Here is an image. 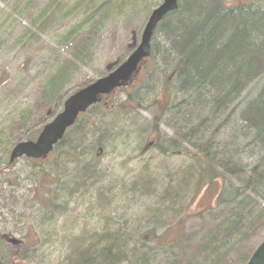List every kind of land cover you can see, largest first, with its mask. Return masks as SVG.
Segmentation results:
<instances>
[{"label": "rangeland", "instance_id": "rangeland-1", "mask_svg": "<svg viewBox=\"0 0 264 264\" xmlns=\"http://www.w3.org/2000/svg\"><path fill=\"white\" fill-rule=\"evenodd\" d=\"M242 1L224 0L229 7ZM162 2L0 0V238L6 234L7 241L14 237L27 243L4 242L8 257L11 246H20L14 249L17 252L28 248L24 260L20 257L9 264H67L76 249L85 248L78 240L84 231L91 235L124 227L127 235L132 234L131 242L140 235L150 242L151 229L156 226L157 234L176 223L196 229L202 223L199 213L215 202L218 187L198 195L197 172L187 188L174 194V200L181 198L178 205L162 202L163 192L180 180L186 181L188 170L195 171V165L185 151L175 154L174 148L161 142L173 137L172 129L163 123L167 118L160 120L157 130L153 127L154 118L161 114L160 90H164L169 74L158 64V56L151 57L150 65H145L129 85L80 117L83 138L75 150L71 143L63 145L66 159L57 163L58 156L52 153L43 161L20 158L8 168L4 165L18 140L26 141L30 133L50 121V117L40 115L49 105L45 99L47 80L77 42L91 31L90 35H95L85 63L77 66L64 88L69 94L104 76L111 64L124 61L131 52L127 48L139 44L149 16ZM73 26H77L74 38L67 42L64 35ZM152 41L164 44L160 32L154 33ZM179 97L173 94L171 102L176 103ZM93 132L102 141L87 150L86 142ZM40 171L45 174L43 179ZM80 173L85 174L84 184L75 193L66 192ZM143 181L151 183L148 188ZM91 184H96L93 189L88 186ZM100 184L109 187L105 190L109 197L102 190L98 196L93 193ZM263 239L261 230L232 248L230 264H240L245 253Z\"/></svg>", "mask_w": 264, "mask_h": 264}, {"label": "trees", "instance_id": "trees-1", "mask_svg": "<svg viewBox=\"0 0 264 264\" xmlns=\"http://www.w3.org/2000/svg\"><path fill=\"white\" fill-rule=\"evenodd\" d=\"M76 29L73 26L68 30L64 40L73 39ZM155 32H160L164 44L152 41L151 56L141 70L150 65L151 57L158 56V64L169 74L164 90H160L161 114L159 119L154 118L153 127L157 130L160 120L167 118L163 123L172 129L173 137L161 142L174 148L175 154L185 151L195 165V171L191 167L188 170L186 181L180 180L163 192L162 202L175 201L178 205L181 198L174 200V194L189 186L194 172L199 175L198 195L218 187L216 200L211 208L199 213L202 223L196 229L176 223L157 234L156 226L151 229L150 242L141 235L131 242L132 234L127 235L124 227L93 232L94 239H86L83 252L74 251L67 264H230L229 251L264 230V0L231 7L224 0H181L178 9L168 14ZM90 34L77 42L48 78L45 99L49 105L43 108L42 117L53 116L68 96L64 88L69 78L91 51L95 35ZM132 49V45L127 48ZM173 94L180 96L176 103L171 102ZM77 123L56 145L57 163L67 158L63 145L71 143L70 148L75 150L77 141L83 138L81 122ZM40 131L30 133L26 140H34ZM90 134L93 136L86 142L87 150L102 141L94 132ZM4 165L11 166L6 158ZM40 173L43 179L45 174ZM83 178V173L74 178V191L84 184ZM143 184L148 188L151 183ZM95 185L88 186L93 189ZM97 187L93 192L97 196L98 191L100 194L109 188L101 184ZM103 195L110 194L105 191ZM4 242L6 234L0 238V264L13 263L20 257L24 260L28 248L22 253L14 250L20 246H11L8 257ZM255 249L245 253L240 264H246Z\"/></svg>", "mask_w": 264, "mask_h": 264}, {"label": "water", "instance_id": "water-1", "mask_svg": "<svg viewBox=\"0 0 264 264\" xmlns=\"http://www.w3.org/2000/svg\"><path fill=\"white\" fill-rule=\"evenodd\" d=\"M180 0H163L152 11L141 35V41L128 58L112 69L108 74L96 79L85 87L72 93L63 104L62 110L46 123L36 140L20 141L10 152L9 162L27 157L31 159L45 158L57 143L63 139L69 126H73L80 113L100 101L101 96L110 94L122 84L128 83L138 71L143 60L151 55V43L158 24L164 17L179 7ZM109 67V66H108ZM16 245V238L8 239ZM246 264H264V240L256 248Z\"/></svg>", "mask_w": 264, "mask_h": 264}, {"label": "bare ground", "instance_id": "bare-ground-1", "mask_svg": "<svg viewBox=\"0 0 264 264\" xmlns=\"http://www.w3.org/2000/svg\"><path fill=\"white\" fill-rule=\"evenodd\" d=\"M246 1H248V2L254 4L256 0H243L242 2H246ZM242 2H241V3H242ZM157 7H158V6H157ZM157 7H156V8H157ZM156 8H155V9H156ZM153 10H154V9H153ZM170 13H172V12H170ZM170 13H168V14H170ZM168 14H167V15H168ZM167 15H166V16H167ZM166 16H165V17H166ZM165 17H164V18H165ZM228 32H229L230 35H231L232 31H228ZM127 58H128V57H127ZM127 58H126V59H127ZM126 59H125V60H126ZM125 60H124V61H125ZM124 61H122V62H120V63H116V66L120 65V64L123 63ZM85 86H87V85H84V86H82V87H85ZM70 129H71V126H69V127L67 128V131L70 130ZM75 185H76V184H74V182H73V185H71V186L68 185V186H67V191H66V192H68V193H73V192H74V186H75ZM86 233H87V232L84 231V233L81 235L80 239H78V240L83 241V243H86V239H87V240H90V241H92V240L94 239L95 234L85 235ZM84 241H85V242H84ZM81 243H82V242H81ZM73 244H74V243H73ZM79 246H80V245H79ZM81 246H83V244H81ZM81 246H80V247H81ZM5 251H6V250H5ZM75 252H76V253L83 252V249H76Z\"/></svg>", "mask_w": 264, "mask_h": 264}]
</instances>
